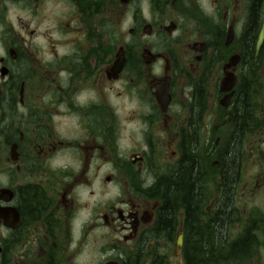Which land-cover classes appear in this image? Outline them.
<instances>
[{
	"label": "flooded vegetation",
	"instance_id": "1",
	"mask_svg": "<svg viewBox=\"0 0 264 264\" xmlns=\"http://www.w3.org/2000/svg\"><path fill=\"white\" fill-rule=\"evenodd\" d=\"M262 28L264 0H0V264H195L188 208L167 200L185 169L208 216L195 240L215 264H264L247 212L264 186Z\"/></svg>",
	"mask_w": 264,
	"mask_h": 264
},
{
	"label": "trees",
	"instance_id": "2",
	"mask_svg": "<svg viewBox=\"0 0 264 264\" xmlns=\"http://www.w3.org/2000/svg\"><path fill=\"white\" fill-rule=\"evenodd\" d=\"M244 86L242 88V95H241V109H240V119L238 125L235 126V131L232 132L234 135V139L241 137V135L244 133L245 124H250L251 115H250V103H251V97H252V87H247V93L246 90H244ZM257 95L258 92H257ZM227 153L225 155V165H226V173L227 175V187L225 190L226 195V202L228 203V200L231 197V186L233 180L236 178L237 173L239 171V164L237 162V156L239 155V146L236 145L235 140L228 145ZM199 176H197L196 172L193 173L192 171L188 172L183 171L179 176L173 178L169 177L167 182H170L172 186H175V189L172 191L171 196L168 200V205L172 203H177L178 201H182V203L188 208L187 209V222L189 223L186 228V236H187V245L189 246L188 251L191 252L190 256L194 260V263L196 264L199 262L202 264L203 262H208V264H215V260L213 256H209L206 249L203 245V239L199 238L198 240L196 238V234H204L205 231L203 229V226L200 224V213H201V205H202V198L198 197L199 191L201 189L203 181H199ZM198 194V195H197ZM200 200V201H199ZM199 201V202H198ZM228 208V205H226V208L224 210L221 209L219 213H217V216H220V223L221 228H224L226 221L228 220V212H226ZM172 212V211H171ZM165 218H169V216L172 215L170 213L169 206L165 207ZM216 216V218H217ZM260 221V219H259ZM213 228V227H211ZM220 231V229L218 228ZM212 232V231H211ZM187 251V252H188Z\"/></svg>",
	"mask_w": 264,
	"mask_h": 264
},
{
	"label": "rangeland",
	"instance_id": "3",
	"mask_svg": "<svg viewBox=\"0 0 264 264\" xmlns=\"http://www.w3.org/2000/svg\"><path fill=\"white\" fill-rule=\"evenodd\" d=\"M259 85L257 87V92L259 95H256L257 98V110L260 111L261 108V101H264V88L262 87V85H260V82H258ZM121 116V120L125 121L124 118V113L120 114ZM132 125L128 126V132L124 131V134H122V136H128L129 133H131V129H132ZM123 145H128L129 144V140H123ZM253 169L251 168V166H244V168L242 169L243 175H247V173L249 171H252ZM247 212L251 210L252 207H254V209L256 210V212L258 213V217L260 219V221H264V186L262 188H260L254 198V202L251 204H247ZM239 217L244 215L242 213H244L243 210H240V212H238ZM208 216H207V211L205 209H201V213H200V220L201 221H207ZM240 218H237L235 221H239ZM208 233V232H207Z\"/></svg>",
	"mask_w": 264,
	"mask_h": 264
},
{
	"label": "water",
	"instance_id": "4",
	"mask_svg": "<svg viewBox=\"0 0 264 264\" xmlns=\"http://www.w3.org/2000/svg\"><path fill=\"white\" fill-rule=\"evenodd\" d=\"M263 40H264V28H262V30L260 31L259 36H258V41H257L258 48L262 44ZM160 98H161V101H162L163 96H161ZM180 243H181V240H180Z\"/></svg>",
	"mask_w": 264,
	"mask_h": 264
}]
</instances>
